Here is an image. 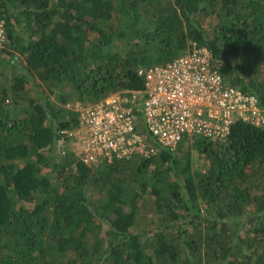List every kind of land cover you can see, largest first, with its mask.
<instances>
[{"label":"trees","instance_id":"obj_1","mask_svg":"<svg viewBox=\"0 0 264 264\" xmlns=\"http://www.w3.org/2000/svg\"><path fill=\"white\" fill-rule=\"evenodd\" d=\"M0 17V75L28 69L0 78V264H264V126L97 166L56 146L67 105L143 88L139 70L190 41L264 107V0H0ZM146 194L160 216L143 238Z\"/></svg>","mask_w":264,"mask_h":264},{"label":"built area","instance_id":"obj_2","mask_svg":"<svg viewBox=\"0 0 264 264\" xmlns=\"http://www.w3.org/2000/svg\"><path fill=\"white\" fill-rule=\"evenodd\" d=\"M8 40L0 17V50ZM144 87L122 89L91 103L67 105L77 112L59 130L63 156L93 166L134 156H151L158 147L175 148L194 136L226 137L237 120L264 126V107L256 94L228 84L197 41L174 60L141 68Z\"/></svg>","mask_w":264,"mask_h":264},{"label":"rangeland","instance_id":"obj_3","mask_svg":"<svg viewBox=\"0 0 264 264\" xmlns=\"http://www.w3.org/2000/svg\"><path fill=\"white\" fill-rule=\"evenodd\" d=\"M216 21H217L216 17L208 18L207 21L204 23L206 30L211 31L210 30L211 26H209L208 24L210 22H216ZM9 57H10V54L5 53V55H3L1 58L6 59ZM13 62L15 64L12 63V61H11V64L6 65L4 74H2V76L0 75L1 80H3L4 82L9 83L11 81L12 77L14 76L16 70L17 71H25V70L28 71L26 66L23 64L24 58H22L21 60L13 59ZM37 82L39 83V80H37ZM46 92L48 93V91H46ZM50 97L53 100H56L55 101L56 103L61 104L60 101H58L56 99L55 94H50ZM192 153L194 156V158H193L194 159V161H193L194 166H201L204 160H201V158L199 157V155L195 149H193ZM60 155L63 156L62 153H60ZM250 213H252L251 210L248 211L246 214H244V216H242L243 220L248 219L251 215ZM159 216L160 215L157 211V204H156L155 199L151 195L146 194L143 198H141L140 208H139L138 214H137V220H136V223H135L133 229L137 233H144L142 235L144 238L145 235L146 236L150 235L158 227Z\"/></svg>","mask_w":264,"mask_h":264}]
</instances>
